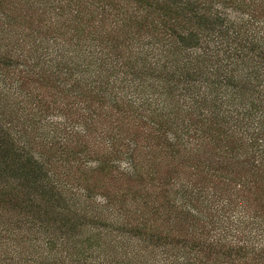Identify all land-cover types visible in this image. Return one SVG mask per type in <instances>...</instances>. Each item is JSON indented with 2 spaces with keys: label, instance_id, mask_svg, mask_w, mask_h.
I'll return each mask as SVG.
<instances>
[{
  "label": "trees",
  "instance_id": "obj_1",
  "mask_svg": "<svg viewBox=\"0 0 264 264\" xmlns=\"http://www.w3.org/2000/svg\"><path fill=\"white\" fill-rule=\"evenodd\" d=\"M0 80V179L16 182L0 209L37 202L17 208L23 222L0 215V264H264V206L244 196L264 189V0H0ZM206 140L222 151L209 165L234 157L233 175L180 180ZM44 203L59 238L24 221ZM217 205L240 212L210 242L220 262L147 234L212 223ZM27 224L44 236L18 234ZM78 225L88 234L71 241Z\"/></svg>",
  "mask_w": 264,
  "mask_h": 264
},
{
  "label": "rangeland",
  "instance_id": "obj_2",
  "mask_svg": "<svg viewBox=\"0 0 264 264\" xmlns=\"http://www.w3.org/2000/svg\"><path fill=\"white\" fill-rule=\"evenodd\" d=\"M125 5L126 4H121L119 7L124 8ZM56 120H57V117H52V121L53 122H55ZM134 124H135V122L134 123H130V122L123 123V125L127 129L129 127L133 128L135 126ZM214 143H215L214 140H206V141H204V142H202L200 144V146L198 147V148H200L199 150L196 147L194 149H191V150H194V151H188L187 148L190 145L185 149L187 151L188 155H184V158H186V159L183 158V160H185V161H182V164H181V165H183V167L179 166L180 167V174H181V175H179L180 176V180H182V181L187 180L186 178H189V176H190V179H191V178H193L191 175H193L194 173L196 174L197 172H202L204 174H210L211 175V176H209L210 179L211 180L216 179L217 181H220L218 178L225 171H226V173H229V176L233 175L231 169H234V166H232L233 165L232 163L234 162V160H232V159H234V157H232L229 161L227 160L229 158L226 159L228 165L227 164L225 166L223 165L222 168H220L222 171H220L219 169H216L215 164H212L211 166L209 165V161L215 162L216 161V157L219 156V154L220 155L222 154V151H217L216 145ZM221 144L222 143H220V145ZM202 150H206L207 157L204 156V155H201ZM154 152H156V151H154ZM232 154H234V153H232ZM199 156L201 158H199ZM188 157H190V158H188ZM227 157H231V156L228 155ZM160 158L161 159L156 160V162L158 164L159 163L162 164L165 160H167V159H164V154H161ZM199 159L201 161H199ZM173 160H179V157L176 156V158H174ZM159 167H160L159 171L161 173L162 168H161V166H159ZM217 171L220 172L219 173L220 175L217 173ZM204 174H201V175H204ZM15 176H16V174L14 175V177ZM100 178L101 179L97 180L98 184H101L102 186H107V188H109L111 190L109 192H114L116 190L115 188L112 187V186H116V184L105 185V184H107L106 178H104V177H100ZM197 178H199V177H197ZM197 178L195 177V179H197ZM246 178L249 179L248 175H247ZM20 180H22V179L20 178ZM242 180L243 179H241V181H240V179H238V180H236V182L237 183H241ZM244 180H245V177H244ZM0 182H1L0 186L3 187L2 189L4 190V193H6V192H9L11 194L14 193L13 189H14V186L16 184L15 181L9 180L8 182H9L10 186L8 185L7 187L3 185L2 179H0ZM254 182H255L254 183L255 185H253V184L250 185L252 187L250 189V193L245 194L244 196L246 197V200L250 202V204L252 205V208H255V210L257 209V210L260 211V213H262L261 210H262V208L264 206V189H263V186H261L260 184H259L260 186L259 185L257 186V184H256L257 181L256 180ZM231 186H233V184H231ZM255 186H257L256 189H254ZM217 188H221V186L220 185H218V187L214 186L212 191L216 192V194L219 195L220 198L228 197L230 199V201L232 202V204H234V193H236V195H239L238 194L239 192L238 193L237 192H233L232 189L230 187H228L229 190L227 192L223 193L224 195H221ZM259 189L261 190V193L259 192ZM253 191H254V193H253ZM22 192H26L27 193L26 189H24ZM72 193L75 194L73 191H72ZM223 200H221L220 203L225 202ZM238 204L240 206L243 205V204H240V203H238ZM33 205H37V202L28 204V202L23 200V199L21 201H11L10 204L5 205L4 207L1 206L0 215L3 212H8V213H11V214L15 215L12 218L13 221L23 222L21 220V215L23 213L21 211H19V209H17V208H19V207L21 208V207H25V206H33ZM51 205L57 206L56 203H53ZM51 205H50V203H44L42 205L40 204V206H45V208L41 207L40 211L31 212V214L28 217H26V219L24 221H26L28 223H30V222H32V223L40 222L41 223V227H39V228H40V230H42L41 232L45 231V232H47V234L50 233L55 238H59V236H60L59 233H57L55 231V229H54V228L57 227V223H56L57 218H56V215H55V211H57V210H55L52 207H50ZM66 205L67 204L64 203V206H66ZM58 206L62 207L61 204H59ZM240 206H239V208H240ZM25 210H27V208H25L24 211ZM212 211H215V214L218 215V220L213 221L212 222L213 224L212 223L200 224L199 221H195V222L190 221L189 223H186V224L174 223V222L173 223L172 222L167 223L166 221H164L162 223L160 221V222H158L155 225L157 230L155 229V230H153L151 232H148L147 234L152 233L154 235V237L151 239L152 243L157 242V244H159L158 248L160 250H162L163 248L165 250H167L169 248L168 250H170V253H172L173 255L181 254L183 252L182 250L190 251L188 256L192 255V254L195 253V250H198L200 245H202V248H203L202 252H203L204 256H208L209 259H211L210 262H212L213 260H215L216 262H220V261L223 260V257L221 256V255L224 254L223 251H221L222 249H220L219 247H215V246L211 245L210 242L214 238L217 239L220 236L219 234H221V229H222L221 226H225V224H226V219L225 218L227 216H229L230 222L232 224L231 217L233 219H234V217H240V214H239L240 212H239V210L237 208L234 209V207L219 206V205L215 206V209H213ZM212 211H210L209 213H211ZM226 211H227V213H225ZM234 211H236V213H234ZM47 213H50V214H47ZM250 213H252V212L250 211ZM211 214H214V212H212ZM6 216H7V214H6ZM213 220H214V218H213ZM76 221L79 224H81V223H83L86 220L85 219H81L80 216H78ZM102 225H106V224L102 223ZM32 227L37 228V227H35L33 225L27 224L25 226V228H27V229H23L18 234H24L27 239L32 238V239L40 240V238L44 236L41 233L35 234L33 237H31V234L28 231V228H32ZM84 229H86V226H84V225H83V227L78 225L77 227L71 228L69 230V234H70V236L73 239L71 241L81 240L84 236H86L88 234V232H87L88 230L84 231ZM59 240L60 239H57V241H59ZM207 245H211L212 248L207 246ZM26 249H28L26 254H29V252H30L29 248L26 247ZM214 252L217 253L216 256L213 255Z\"/></svg>",
  "mask_w": 264,
  "mask_h": 264
}]
</instances>
